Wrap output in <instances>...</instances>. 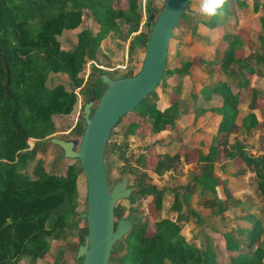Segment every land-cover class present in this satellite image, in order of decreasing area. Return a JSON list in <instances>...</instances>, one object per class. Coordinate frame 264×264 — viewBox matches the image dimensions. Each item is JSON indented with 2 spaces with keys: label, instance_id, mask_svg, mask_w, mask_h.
Listing matches in <instances>:
<instances>
[{
  "label": "trees",
  "instance_id": "16d2710c",
  "mask_svg": "<svg viewBox=\"0 0 264 264\" xmlns=\"http://www.w3.org/2000/svg\"><path fill=\"white\" fill-rule=\"evenodd\" d=\"M234 5L239 9L252 6L255 12L261 8L264 11V1L236 0ZM144 8L150 17L155 15L152 1ZM217 15L208 16L204 22L216 27ZM142 17L141 0H0V264H21L24 258L32 261L46 259L52 253L49 238L65 239L70 230H79L78 248L85 242L88 227H80L77 222L80 214L78 184L84 174L80 160L66 158L63 153L61 163L64 162L66 170L60 173L40 164L31 176L25 167L52 145L50 136L57 132L55 116L71 114L81 100L84 118L83 109L90 97L95 94L98 102L106 89L99 73H109L97 65L102 42L110 33L120 32L122 22L130 24V34L139 32ZM185 17L184 13L182 19ZM89 18L96 24L97 33L89 28L83 29L76 33V40L69 48H63L58 36L65 30L78 28ZM150 35L143 31L137 33L130 40V50L134 51L142 44L147 46ZM221 38L226 48L220 63L200 59L207 72L224 73L237 88L234 90L230 82L218 78L210 89L205 90L207 99L213 95L221 98L217 106L202 110L203 113L210 110L221 116L214 136L217 144L212 145L207 154L198 151V161L202 164L199 173L187 184L171 188L174 200L170 209L177 213L176 218H157L150 234L148 221L137 223L131 219L135 226L115 244L111 264H220L212 245L199 247L182 233L185 222L192 218L197 222L203 220L196 210L184 211L183 208L201 187L203 193L212 195L201 204L212 210L217 208L219 213L227 210L231 189L215 172V163L224 153L219 148L228 144L244 97L250 95L249 108L253 110L242 122L247 131L261 126L254 110L264 112V98L251 87L257 72L256 65H264V52L240 56L238 52L243 51L249 41L242 32L224 31ZM260 38L264 46V35ZM88 62L92 63L90 74L96 77L94 82L81 76ZM192 66L193 61H187L182 67L166 70L169 78L184 77ZM59 74L68 76L71 89L64 83L52 82V77ZM133 75L129 72L123 76ZM154 92L117 123L116 126L123 124L124 147L138 130L148 127L152 135L167 130L183 113L178 92L164 110L150 99ZM84 129L85 124L73 128L80 136ZM32 138L36 139L33 146L29 142ZM153 145L156 143L147 145L145 152L151 153ZM110 152L116 150L108 144L105 154ZM225 152L227 158L239 159L254 169L258 189L264 196V155L252 156L239 141ZM146 153L135 159V164H128L124 173L135 176L136 190L129 199L134 202L152 197L149 207L158 216L163 210L167 190L152 183L151 174L162 175L173 170L182 161V156L185 162H190L191 152L189 150L184 155L179 152L173 155L158 153L152 172L147 169L149 155ZM218 186H224L229 195L227 199L218 197ZM130 209L137 212L136 215L141 213L140 209ZM124 212V207L116 206L118 218L125 217ZM244 218L250 224L248 227H236L225 232L215 230L213 236L223 248L237 252L231 256L230 264H264L263 223L253 214ZM75 256L77 258V252ZM61 260L60 255H55L53 264H60Z\"/></svg>",
  "mask_w": 264,
  "mask_h": 264
},
{
  "label": "rangeland",
  "instance_id": "374dc122",
  "mask_svg": "<svg viewBox=\"0 0 264 264\" xmlns=\"http://www.w3.org/2000/svg\"><path fill=\"white\" fill-rule=\"evenodd\" d=\"M152 1L153 7L155 9V19L158 16L160 10L162 9L166 0H141L143 5V17L141 24V31L144 33H151L152 26L149 23V13L144 8L146 4ZM236 0H226L222 9L218 10L219 16L217 15L216 21L223 23L225 30L228 32H242V34L250 41L246 45V50H240L238 53L240 56H248L254 54L255 52H264V46L260 36L264 35V11L262 8L259 12H255L253 8H235L234 3ZM262 3L264 0H259ZM126 2L124 1V4ZM202 0H190L187 8L185 10L186 17L180 19L175 28L169 46L168 58L166 63V69H174L176 67H182L187 61L193 60V66L189 70V74L180 77L175 76L173 78H168L167 82H161L160 85L154 92L152 101L156 102L159 106L165 107L171 102V99L177 96L175 92L179 94L180 109L186 111L177 120L176 126L169 127L167 132H165L161 137L163 141H167L168 137L174 135L177 136L179 129L185 130L189 133L187 138V144L189 145L190 163L186 165L185 161H180L173 170L167 171L162 175L151 174L152 183L156 184L159 188H165L168 195L165 197V202L163 205V210L160 214L155 216L149 207L152 197L148 196L142 200H136L132 202L130 199H122L117 203L124 207V216L128 219H134L137 223L146 222L150 223L148 232L152 233L154 230V222L157 218H162L163 215L175 217L176 213L170 211V202L173 200L172 187L176 185H181L182 181L185 179L187 174L191 175V178L200 172L201 163L198 161V151L202 150L205 153L210 151L212 145L216 144L214 141V132L217 124L220 121V117L217 116L212 111H207L202 113L203 107H209L215 102L208 103L205 96V90L210 89L216 79L215 74H210L204 70L202 67V62L200 59H206L207 61L218 62L223 55L225 46L221 40V36L224 33V28L221 27L219 30L210 29L205 26L203 21L208 19L207 15H204L200 11ZM231 11V12H230ZM230 12V13H229ZM231 14L230 16H228ZM228 16V17H227ZM222 18V19H221ZM226 18V19H225ZM225 19V20H224ZM201 22L198 31H192V27L196 22ZM122 29L120 32L110 33L109 36L102 42L101 49L99 52V57L97 65L109 71V74L113 77H120L129 72L134 74L138 73L143 65L144 58L146 56V46L142 44L134 51L130 50V24L122 22ZM89 28L95 34L98 28L92 19H87L82 24L74 30H65L61 36H58L63 48H69L73 41L76 40V33L83 29ZM221 42V44H220ZM92 63L88 62L85 66L84 71L81 73L86 80L90 79L92 82L96 77L91 76ZM257 73L252 79V84L257 87L259 93L264 97V65L257 64ZM114 69L115 71H111ZM227 81L232 84L236 89V85L232 79L227 78ZM53 83H64L68 89H71L70 79L66 74L54 75L52 77ZM99 85L98 82H96ZM104 84V83H103ZM101 85V84H100ZM104 89L105 86L103 85ZM218 104L221 103V98L214 97ZM82 102L76 106L73 112L69 115H59L55 116V123L57 132L50 137H68L70 139H80V135L76 134L73 128L78 124H85L84 118L82 117L81 110ZM242 113L249 112L250 109L248 105L241 106ZM258 115L261 119V127L247 131L242 125V114L237 121V125L231 135L228 137L227 146H220V151L222 153L215 170L220 172L223 176L227 175L228 180L231 182V188L237 195L236 197L240 201H253V211L262 221L264 226V212L262 211V205L264 203V196L258 189V178L256 174L254 175L253 168L248 164L244 163V172H240L237 168L232 166L230 162H227V157L225 151L230 149L231 146L239 141L240 144L246 146V151L250 152L252 156L259 157L264 155V114ZM178 125V126H177ZM122 126L120 124L116 126L113 130V134L109 139L108 144L111 148H115L116 152H110L105 154V164L107 167L110 185L112 186L118 179L122 177L125 171V167L128 164H135L136 160L142 153L145 152L147 144L150 143L148 136L152 135L150 128L145 127L143 130H138V132L129 137L128 144L124 147L126 143L123 139ZM178 129V130H177ZM63 131H67L63 133ZM176 131V134H174ZM173 133V134H171ZM180 134V133H178ZM155 140V138H153ZM31 146L34 145L35 140H29ZM121 145V147H119ZM154 146V145H153ZM119 147V148H118ZM158 149L156 146L153 147L151 153L148 152L147 169L152 172L156 165V157L159 156ZM184 152V149L181 148ZM63 151L60 147L55 144L49 145L46 152L39 153V155L31 160L25 167V171L29 175H33L34 169L40 165L44 164L48 170H55V172L60 173L66 170L64 162L61 163ZM123 158H121V156ZM67 161L66 163H68ZM61 163V165H60ZM190 164V165H189ZM130 176V183L134 185V175ZM187 179V178H186ZM136 187V186H135ZM79 199L80 206L78 211L80 213L87 211V193L88 185L85 173L80 176L79 184ZM212 197V195H210ZM204 197L203 199H205ZM169 203V204H168ZM235 204V203H234ZM197 205L196 200L184 205V210H189ZM130 208L140 209L141 213L134 212ZM203 216L209 219V210H202ZM244 212L239 209H231L230 211L223 213L221 216L217 215L216 218L209 219V225L212 228L223 230H235L236 227H248L250 224L245 220L243 215ZM220 217V218H219ZM118 218V217H117ZM77 222L80 227H85L87 222L83 218H77ZM212 225V226H211ZM192 225L184 226L183 233L187 238L191 239V235L194 230L198 229L197 237L194 238V243L199 244L201 247L205 248L208 244L215 246L218 254V261L220 264H230L231 256L236 255L237 252L229 251L223 248L216 240L210 238L203 231L204 225L200 224L197 227ZM193 229V230H192ZM193 237V236H192ZM52 244V253L48 255L46 259H38L37 261H32L28 258H24L21 264H53L54 256L60 255L62 260L60 264H80V259L76 258L75 254L78 250L79 230L74 229L68 231L65 239L56 240L52 237L49 238ZM197 240V241H196ZM193 242V241H192ZM54 255V256H53Z\"/></svg>",
  "mask_w": 264,
  "mask_h": 264
},
{
  "label": "water",
  "instance_id": "95a60500",
  "mask_svg": "<svg viewBox=\"0 0 264 264\" xmlns=\"http://www.w3.org/2000/svg\"><path fill=\"white\" fill-rule=\"evenodd\" d=\"M190 0H166L160 14L150 17L151 35L141 70L133 76L112 77L107 72L99 77L107 88L100 99L94 94L83 109L85 129L80 139L54 136L64 157L79 159L87 185V211L79 214L87 222L88 235L77 251L81 264H111L115 244L128 234L135 222L117 218L116 206L129 199L136 190L130 176L124 173L112 186L108 181L105 153L119 120L135 110L169 75L166 70L170 41Z\"/></svg>",
  "mask_w": 264,
  "mask_h": 264
},
{
  "label": "crops",
  "instance_id": "0c3cea01",
  "mask_svg": "<svg viewBox=\"0 0 264 264\" xmlns=\"http://www.w3.org/2000/svg\"><path fill=\"white\" fill-rule=\"evenodd\" d=\"M235 8H237V6H234ZM252 6H250V7H248L247 9H249V8H251ZM253 8V7H252ZM231 12V11H230ZM229 12V13H230ZM231 14H229L228 16H230ZM227 16V17H228ZM203 19H205V17L203 16L202 17ZM222 19V18H221ZM226 19V18H225ZM224 19V20H225ZM204 22V21H203ZM200 23H202V21L200 22H196V24L192 27L193 29H192V31H198L199 29H201L200 27H199V25H201ZM202 24H204L205 26H207L208 28H210V29H215V30H219L221 27H223L224 28V31H226L225 30V27L222 25L223 23H219L218 22V24H216V27H211V26H209L208 24H206L205 22L204 23H202ZM141 31V28H140V30H139V32ZM139 32H134V33H132V34H130V36H131V39L137 34V33H139ZM228 32V31H227ZM234 32H237V31H234ZM229 33H232V32H229ZM222 37V36H221ZM130 39V40H131ZM106 40V39H105ZM220 41H222V38H221V40ZM250 41V40H249ZM248 41V42H249ZM220 44H221V42H220ZM248 44V43H247ZM246 44V45H247ZM224 46H225V48H226V45L224 44ZM245 48H246V46H245ZM244 48V50H246ZM243 50V51H244ZM224 52H225V49H224ZM224 52H223V54H224ZM222 57H223V55H222ZM222 59V58H221ZM220 59V60H221ZM204 60H206V59H204ZM220 60L218 61V62H216L217 64H219L220 63ZM193 61V60H192ZM209 62H211V61H209ZM214 62V61H213ZM202 67H204V66H202ZM204 70H205V68H204ZM111 71H115L114 69H111ZM206 71V70H205ZM209 73V72H208ZM257 73V72H256ZM210 74H215L217 77H216V79H215V81L218 79V78H220V79H222V80H225V81H227V79H226V77L227 78H229L227 75H225L224 73H222V74H219V73H210ZM188 75V74H187ZM255 76V75H254ZM253 76V77H254ZM171 78H173V77H171ZM170 78V79H171ZM253 79V78H252ZM214 81V82H215ZM214 84V83H213ZM251 87H254V88H256L257 89V87H255L253 84H252V82H251ZM234 88V87H233ZM234 90H237V88L235 89L234 88ZM258 90V89H257ZM259 92V91H258ZM205 96H206V94H205ZM219 97L220 98V96L219 95H213V97L211 98V99H207L206 98V100L208 101V103H211L212 104V102H215L213 105H211V106H209V107H203V109L204 108H212V107H215V106H217L218 105V103L215 101V100H213V98L214 97ZM263 96V95H262ZM207 97V96H206ZM264 98V97H263ZM249 100H250V95L248 96H246V97H244V99H243V101L239 104V114H238V118H237V121H238V119H239V117H240V113L242 114V122H243V119H244V117L247 115V114H249L251 111H253V110H251L250 108V111L249 112H243L242 113V110H241V106H243V105H248V107H249ZM81 101V100H80ZM80 101H79V103H80ZM171 104V102L170 103H168L165 107H161L160 109L161 110H164L165 108H167L169 105ZM159 107V106H158ZM202 109V110H203ZM202 110H201V112H202ZM183 111V113L182 114H185V112L186 111H184V110H182ZM258 111L260 112V114L262 115V114H264V112L262 111V110H260V109H257V110H254V112L256 113V115H257V117H258V119L261 121V119H260V117H259V115H258ZM203 113V112H202ZM181 114V115H182ZM216 114V113H215ZM180 115V116H181ZM217 116H219L220 118H221V116L220 115H218V114H216ZM179 116V117H180ZM179 118H177L176 119V123H177V120H178ZM220 121H221V119H220ZM220 121H219V123H220ZM176 123H175V125L174 126H176ZM219 123L217 124V126H216V129H215V132H214V135H213V137L216 135V133H217V128H218V125H219ZM237 123V122H236ZM261 124H262V122H261ZM241 125H242V123H241ZM178 126V125H177ZM244 127V126H243ZM261 127V126H260ZM178 130V129H177ZM168 130H163V131H161V132H159V133H155V134H153V135H151V136H148V138H149V141H150V143L149 144H152V143H156V148L158 149V153H170V154H175V153H177V152H179L181 155H184L186 152H189V145L187 144V138L189 137V133H186V131L185 130H182V129H179V131H178V133H180V134H178L177 133V136L178 135H180V138H178V137H174V135H171V137H168V139H167V141H163V137H161L165 132H167ZM67 131H63V133H66ZM171 134H173V133H171ZM174 134H176V131H174ZM232 134V133H231ZM230 134V135H231ZM134 136V135H133ZM63 138H65V139H70V138H68V137H63ZM153 138H155V140L153 139ZM32 139H34L35 140V142H36V139L35 138H32ZM149 144H147V145H149ZM217 144V143H216ZM181 148H183L184 149V152H182L181 151ZM247 150V149H246ZM191 152V151H190ZM204 152V151H203ZM205 153V152H204ZM250 153V152H249ZM191 154V153H190ZM205 154H207V153H205ZM251 154V153H250ZM264 154V153H263ZM183 161H184V157L182 156V158H181ZM228 160H227V162H230L231 164H233L232 166H234L235 168H237L238 170H240V172H244V168H243V164L245 163V162H239V159H235V160H233V159H229V158H227ZM186 165H188V163H190V162H184ZM217 164H219L218 163V161L215 163V167H216V165ZM190 165V164H189ZM201 171V170H200ZM215 172H216V174H218L220 177H222L223 179H225V181L227 182V185L230 187V191H231V196L229 197V201H228V208H227V210H225L224 212H222V213H219V212H216L217 211V208L216 209H214V210H212L211 208H208V207H206L204 204H201V202H203L204 201V197H206V198H209V197H211L210 195L211 194H208V193H203L202 192V189H201V187H199L198 188V190H197V192L196 193H194L193 194V196H192V199H191V201L190 202H192V201H195L196 200V202H197V205L195 206V207H193V208H191V209H194V210H196L198 213H199V215L202 217V221L201 222H197V221H195V219H191L190 221H188V222H185V224H184V226L186 225V226H190V225H192L193 227H191V228H194V227H197L198 225H200V224H202V225H204L205 227H204V229H203V231L205 232V234H207L210 238H213L214 240H216V238H215V236H213L214 235V232H215V230H218V231H220V232H225V231H228V230H223V231H221V230H219V229H216V228H212V227H210V225H209V219L210 218H212V219H214V218H216L217 217V215H219V216H221L223 213H226V212H228V211H230L231 209H239L240 211H243L244 212V214L243 215H240V217H242V216H246V215H250V214H253V215H255L256 217H258L257 215H256V213H255V211H253V209L254 208H252L253 207V204H254V202L253 201H240L236 196V194H235V192L233 191V189L231 188V185H230V183L229 182H231L230 180H228V178H227V175L226 176H223L220 172H218V171H216L215 170ZM253 172H254V175L256 174V172L254 171V169H253ZM257 176V175H256ZM194 177V176H193ZM192 177V178H193ZM187 178V179H186ZM191 175H189V174H187L186 176H185V179L182 181V184L181 185H185V184H187L191 179ZM177 186V185H176ZM173 187H175V186H173ZM217 192H218V197L220 198V199H223V200H225V199H227V197L229 196V195H227V193L225 192V189H224V186H218L217 187ZM166 195H168V192H166ZM171 196H173V200H174V193L172 192L171 194H170ZM173 200L170 202V207H171V204L173 203ZM165 202V201H164ZM235 203V204H234ZM169 204V203H168ZM262 207H263V205H262ZM191 209H189V210H191ZM184 210V209H183ZM202 210H209V212H210V217H209V219H207L206 217H204L203 216V213H202ZM170 211H171V209H170ZM184 211H188V210H184ZM173 212V211H172ZM176 213V212H175ZM176 216H177V213H176V215H175V217H170V216H165V215H163V217H169V218H176ZM162 217V218H163ZM220 218V217H219ZM259 218V217H258ZM184 226H183V229H184ZM212 226V225H211ZM183 229H182V233H183ZM193 230V229H192ZM197 233H198V229L197 230H194L193 231V233H192V235H191V239H189V238H187L186 237V235H185V237H186V239L188 240V241H190V242H192V243H194V238L195 237H197ZM193 236V237H192ZM197 241V240H196ZM195 244V243H194ZM197 246H199V247H201L199 244H196ZM208 245H211V244H208ZM207 245V246H208ZM213 246V245H212ZM213 248L216 250V248H215V246H213ZM216 252H217V250H216ZM218 253V252H217ZM233 256V255H232Z\"/></svg>",
  "mask_w": 264,
  "mask_h": 264
},
{
  "label": "clouds",
  "instance_id": "9594fccd",
  "mask_svg": "<svg viewBox=\"0 0 264 264\" xmlns=\"http://www.w3.org/2000/svg\"><path fill=\"white\" fill-rule=\"evenodd\" d=\"M226 0H202L200 11L207 16L217 15L218 10L222 9Z\"/></svg>",
  "mask_w": 264,
  "mask_h": 264
},
{
  "label": "flooded vegetation",
  "instance_id": "af4514ba",
  "mask_svg": "<svg viewBox=\"0 0 264 264\" xmlns=\"http://www.w3.org/2000/svg\"><path fill=\"white\" fill-rule=\"evenodd\" d=\"M106 88H107V86H106ZM106 90V89H105ZM107 173H108V171H107ZM108 181H109V183H110V180H109V175H108ZM130 185H132L131 183H130ZM133 186V185H132ZM119 219V218H118Z\"/></svg>",
  "mask_w": 264,
  "mask_h": 264
}]
</instances>
